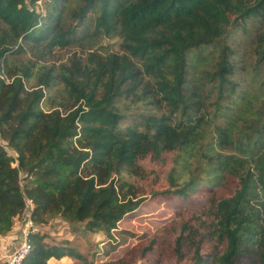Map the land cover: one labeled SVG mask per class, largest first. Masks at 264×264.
<instances>
[{
    "label": "trees",
    "instance_id": "16d2710c",
    "mask_svg": "<svg viewBox=\"0 0 264 264\" xmlns=\"http://www.w3.org/2000/svg\"><path fill=\"white\" fill-rule=\"evenodd\" d=\"M252 18L260 25L249 51H234L230 27ZM100 36L119 37L120 51L92 49ZM71 44L85 56L41 64ZM242 58L253 59L246 85L235 79ZM136 103L150 109L119 108ZM0 138L15 154L0 143L2 235L27 199L35 224L55 213L115 229L144 201L127 177L142 176L141 160L163 166L172 153L168 188L152 201L174 209L175 253H191L192 264H264V0H51L44 15L27 0H0ZM45 238L29 235L22 264L84 259ZM149 241L139 255L132 247L99 264H135Z\"/></svg>",
    "mask_w": 264,
    "mask_h": 264
},
{
    "label": "rangeland",
    "instance_id": "374dc122",
    "mask_svg": "<svg viewBox=\"0 0 264 264\" xmlns=\"http://www.w3.org/2000/svg\"><path fill=\"white\" fill-rule=\"evenodd\" d=\"M50 4L51 0H36L33 4L29 3V0H27L28 8L41 15L47 12V8ZM70 10L71 9H69L68 13H70ZM68 22L74 24V21L71 19H68ZM259 25L260 22L256 18L249 20L245 19L243 23L237 21L230 27L226 37L227 44L234 49V51L245 48L246 52H248L251 41L256 34L255 30ZM91 43L92 49H100V46H106L108 49L107 51H120V38L117 36H100L95 41H91ZM81 52L84 51L80 45L74 44L69 45L67 48H55L52 52V56L47 58L46 61H41V64L57 66L60 63L66 62L73 53H75L77 57L85 56V53ZM18 58H23V60L35 59V57L30 54H23ZM252 62L253 59H249L247 64L244 65L243 58L233 61L236 66H244L245 68L243 69L241 67L242 69H240L235 76V79L242 82L243 85L247 83V75L251 72ZM33 81L34 79L29 80L27 86H31ZM61 88V85H58L53 91H46V94L55 97L58 92L56 90H60ZM42 106L44 109H47V104L46 106L45 104ZM119 108L124 114H133L150 109L146 104L142 105L140 103H136V105L129 107L128 104H119ZM160 110L164 111V109ZM127 124L128 121H125L124 126ZM0 143L7 149V152L14 157V152L8 149L6 142L1 138ZM165 158L166 161L163 163V166L156 165L151 162L149 158H145L139 163L143 169L142 176L127 177L128 181L134 184L140 197L144 199L139 208L135 211V214L133 213V217H128L119 221L115 229L106 232L99 229H89V218H85L82 221H70L65 220V218H62L58 214L47 213L42 217V222L36 224L39 231H43L47 234V238H45L44 241L57 243L67 241L69 246L74 247L84 256V259L81 261L78 260L76 264H99L106 261L118 260L132 247L135 249L133 253L139 255V250L148 245L151 242L149 240L154 238L155 244H153V250L144 257H139L135 264H192L193 260L191 253H183L181 257V255L176 254L174 251L172 239H174L177 233L176 224L174 225V214L172 215L174 209L172 210L171 207H167L163 202L157 203L152 201L153 191H162L168 188L166 175L173 165V154H166ZM14 165L17 166L15 162ZM20 178V183L24 184L26 181L24 179L25 174L20 173ZM113 178H115V176ZM182 178H187V175H182ZM176 182L179 184L181 179H177ZM85 187L83 182L79 190L82 191ZM89 198H91L90 195ZM92 206L93 202L90 199L84 205L85 214H89ZM24 217L25 214L19 217L21 218V222L19 221L20 223H22ZM172 223L174 225L173 228ZM0 264H3L2 254H0Z\"/></svg>",
    "mask_w": 264,
    "mask_h": 264
},
{
    "label": "built area",
    "instance_id": "2783aa9c",
    "mask_svg": "<svg viewBox=\"0 0 264 264\" xmlns=\"http://www.w3.org/2000/svg\"><path fill=\"white\" fill-rule=\"evenodd\" d=\"M8 82V79L6 80ZM33 209L32 200L27 199V208L23 214H25L20 226V232L23 237V241L20 245L10 253L2 254L3 264H22L25 256L30 250L28 243V237L30 234L36 233L39 229L31 219V211Z\"/></svg>",
    "mask_w": 264,
    "mask_h": 264
},
{
    "label": "crops",
    "instance_id": "0c3cea01",
    "mask_svg": "<svg viewBox=\"0 0 264 264\" xmlns=\"http://www.w3.org/2000/svg\"><path fill=\"white\" fill-rule=\"evenodd\" d=\"M15 217L11 230L5 234H0V254L10 253L15 250L23 241V237L20 232L21 218ZM20 221V222H19ZM54 261V262H51ZM67 261V262H65ZM69 261V262H68ZM74 261L68 256H64L61 259H49L48 263L53 264H72Z\"/></svg>",
    "mask_w": 264,
    "mask_h": 264
}]
</instances>
